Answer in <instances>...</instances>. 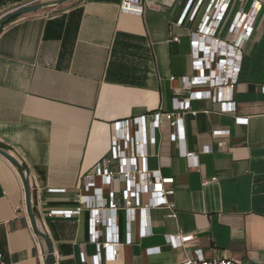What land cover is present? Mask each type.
<instances>
[{"label": "crops", "instance_id": "crops-1", "mask_svg": "<svg viewBox=\"0 0 264 264\" xmlns=\"http://www.w3.org/2000/svg\"><path fill=\"white\" fill-rule=\"evenodd\" d=\"M120 1L0 0V18L27 3L42 7L0 27V145L28 172L33 216L50 242L52 264H95V257L105 264L103 250L89 241V220L92 209L103 212L107 203L87 207L79 200L86 176L109 161L113 123L150 120L159 108L169 111L174 99L187 97L181 78L196 75L192 55L198 50L191 42L199 48L213 45L212 38L230 42L235 12L253 1L261 10L242 46L238 80L232 90L219 91L222 100L231 96L234 112L193 100L195 115L183 117V140L170 142L171 129L162 120L157 144L146 147L148 169L173 179L167 185L173 211H148L145 237L137 218L129 222L121 210L119 195L113 198L118 210L109 216L121 244L112 264H179L195 250L207 260L264 264V0H231L222 24L208 35L198 29L210 0L180 26L187 6L198 0H143L139 16L121 13ZM183 151L196 161L183 158ZM19 180L0 157V264H39L37 253L45 262L46 243L29 229ZM94 183L108 200L102 179ZM77 208L71 218L48 217ZM97 230L104 240L106 230ZM176 234L194 238L185 250L174 248L166 237Z\"/></svg>", "mask_w": 264, "mask_h": 264}, {"label": "built area", "instance_id": "built-area-1", "mask_svg": "<svg viewBox=\"0 0 264 264\" xmlns=\"http://www.w3.org/2000/svg\"><path fill=\"white\" fill-rule=\"evenodd\" d=\"M230 1L210 0L201 8L199 34L206 33L208 35L220 27L227 15ZM240 1L242 3L245 2V0ZM34 2L27 3L24 7ZM202 2L203 0H198L190 10L188 5L176 25L180 26L185 16L186 21L191 23L198 14ZM143 6V0H121L119 10L121 13L139 16L143 13ZM260 10L259 3L255 1L251 3L248 10H244L243 6L237 9L229 25L228 34L231 40L228 43L212 38L213 45L200 46L199 48V42H191L192 46L198 47V50H194L192 55V70L196 75L191 78H181L182 89L187 91L188 95L182 101L174 99L171 102L169 111H163L159 108L151 115L150 120L145 116H141L113 123L109 161L98 163L93 173L86 176V183L83 188L86 194L79 200L82 205L87 207L91 204L101 205L102 203H107V208L103 209V212L98 208L92 209L89 220V241L95 244L98 249L103 250L105 264H112L116 261L118 249L121 245L116 236L115 218L109 216L110 212L118 210L113 202L114 196L119 195L121 197L123 203L121 210L127 213L129 222H133L137 218L141 225L142 237L148 235L146 231L148 211L160 208L167 209L170 212L173 211V205L169 201V197L173 195V189L168 187L173 184V179L164 178L159 170L152 171L147 167L148 154L146 147L147 145L153 146L157 144L156 133L159 131L161 121L165 120L171 129L170 142L178 143L183 140L184 136V115H195V111L191 109L193 100H211L220 105L221 113L234 112V102L231 100V96H227L222 100L219 91L222 88L232 90L236 84L240 70L242 46L251 37ZM201 39L200 37L198 41ZM172 41H177V37H172ZM170 80H173V78H170ZM195 88L199 90H194ZM236 121L238 123L246 122V120L242 121L239 119H236ZM181 156L185 159L196 161L194 153L183 151ZM110 162L115 163L114 167L109 166ZM95 177L101 178L103 185L109 188L107 192L108 200L104 199V190L95 185ZM19 188L22 190V182L20 180ZM48 191L63 192V190L51 189ZM21 208L23 211L25 210L24 203H22ZM78 211V208L74 211L54 210L48 213V217L60 215L71 218ZM97 226L106 230L105 239L102 241L100 240V232L97 230ZM29 229L34 237L35 234L30 226ZM166 238L171 247L185 250L192 243L194 237L192 235L176 234ZM130 243L131 239L127 237L125 244ZM37 256L39 264H44V255L37 253ZM79 259L82 263L86 260L83 252H80ZM97 259L95 257V264H99ZM179 264L248 263L227 258L207 260L201 255L199 250H195L192 256H187L186 254L185 259Z\"/></svg>", "mask_w": 264, "mask_h": 264}, {"label": "water", "instance_id": "water-1", "mask_svg": "<svg viewBox=\"0 0 264 264\" xmlns=\"http://www.w3.org/2000/svg\"><path fill=\"white\" fill-rule=\"evenodd\" d=\"M79 2L75 3L74 5L67 7L65 9H61L59 11H56V13L63 12L75 5H77ZM42 7L40 5L36 6H28V7H23V8H18L15 9L3 17L0 18V27L5 25L8 21L11 19L21 16V15H26L30 13H35L39 11ZM0 157L5 159L8 163H10L18 172V174L22 177V183H23V189H24V195H25V207H26V214L30 223V226L34 233L42 238L45 243H46V248H47V253L45 255V262L44 264H52L53 262V257H52V248L50 245V242L48 238L37 228L36 221L33 216V211H32V200H31V194H30V187L28 183V172L26 168L13 156L11 155L7 150H5L3 147L0 146Z\"/></svg>", "mask_w": 264, "mask_h": 264}, {"label": "trees", "instance_id": "trees-1", "mask_svg": "<svg viewBox=\"0 0 264 264\" xmlns=\"http://www.w3.org/2000/svg\"><path fill=\"white\" fill-rule=\"evenodd\" d=\"M17 17H15V18H13V19H11L10 21H8L7 23H9V22H11V21H13V20H15ZM6 23V24H7ZM4 26V25H3ZM1 146V145H0ZM1 147H3L5 150H8L6 147H4V146H1Z\"/></svg>", "mask_w": 264, "mask_h": 264}]
</instances>
